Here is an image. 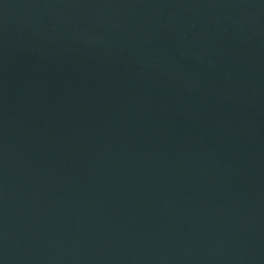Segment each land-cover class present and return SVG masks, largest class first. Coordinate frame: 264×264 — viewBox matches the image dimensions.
Returning a JSON list of instances; mask_svg holds the SVG:
<instances>
[{
	"label": "water",
	"instance_id": "water-1",
	"mask_svg": "<svg viewBox=\"0 0 264 264\" xmlns=\"http://www.w3.org/2000/svg\"><path fill=\"white\" fill-rule=\"evenodd\" d=\"M0 264H264V0H0Z\"/></svg>",
	"mask_w": 264,
	"mask_h": 264
}]
</instances>
